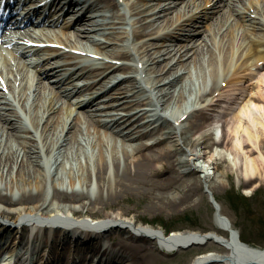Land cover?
<instances>
[{"label": "bare ground", "instance_id": "1", "mask_svg": "<svg viewBox=\"0 0 264 264\" xmlns=\"http://www.w3.org/2000/svg\"><path fill=\"white\" fill-rule=\"evenodd\" d=\"M114 1L106 0L107 6L124 5L125 9L115 13L114 22L100 25L87 13L74 22L62 21L59 31L31 37L60 43L65 49L46 47L43 52L22 38L14 42L11 58L16 59L21 52L24 61L8 60V69L0 65L10 90L7 93L0 87V220L19 208L12 207L27 204L16 221L72 225V233H80L75 224L85 223L89 213L98 215L124 192L139 188L149 166L153 177L168 169L174 171L161 177L165 184L181 179L188 166V172L199 173V182L208 183L206 192L213 196V187L219 182L225 184L222 179L229 172L236 174L247 192L264 181V0ZM75 50L97 54L95 64L108 65L111 70L127 67L108 64L107 60H130L129 68L136 72L129 79L131 85L106 90L102 80L108 73L92 87L91 93H101L72 99L69 88L75 81L72 70L78 60L71 61L82 58ZM186 91L191 96L189 102L184 99ZM112 95L118 96L116 101H104ZM146 103L152 107L153 116L170 127L169 139L175 148L138 141L147 133L136 126ZM163 110L169 111L168 116ZM186 114V120L181 121ZM212 118L219 124L220 141L212 142L213 134L204 130L211 126ZM195 132L201 133V139L193 138ZM213 144L221 148L217 155L208 152ZM178 154L186 157L179 159ZM218 156L226 163L221 174L217 172ZM200 160L204 163L197 165ZM91 165L95 167L96 184L89 182ZM15 168L16 184L8 179ZM66 173L70 177L67 183ZM198 181L194 183L198 185ZM65 199L81 204H60ZM35 202L30 210L29 204ZM212 203L217 227L228 236L218 230L207 235L176 230L166 235L160 227L146 223H137L138 232L144 238H160L169 248L201 244L208 236L207 242L226 248L224 252H201L189 264H202L210 258H219L221 264H264V248L243 242L221 204ZM93 220L97 226L113 224L107 231L122 230L115 224L117 218L105 215ZM84 232L80 234L91 236ZM54 233L69 232L56 228ZM123 247L128 252L115 264H140L148 252L147 247L134 244ZM11 262L12 256L3 264Z\"/></svg>", "mask_w": 264, "mask_h": 264}, {"label": "rangeland", "instance_id": "2", "mask_svg": "<svg viewBox=\"0 0 264 264\" xmlns=\"http://www.w3.org/2000/svg\"><path fill=\"white\" fill-rule=\"evenodd\" d=\"M10 145L12 146L11 143ZM9 149L7 148V150ZM219 149V146H215L213 152L217 154ZM120 154L122 156L121 152ZM219 162L217 171L221 174L225 172L226 163L221 160ZM66 165L70 167L69 162ZM89 167L91 173L89 182L95 184L97 182L95 167L94 165ZM10 170L8 169V171ZM25 171L28 172L27 168ZM150 171L151 166L148 167V173L139 188L124 192L97 216L108 215L110 217L136 220L160 227L165 231L172 229L200 231L216 229L214 221L215 208L210 196L205 192V190H208V183L198 181L199 173L187 172L181 179L165 184L161 182V177H166L169 173L173 174V170L162 171L158 177L150 175ZM12 174H14L13 177L8 176V179L11 183L16 184L17 168ZM225 176L222 179L225 184L219 182L215 186L216 183H211L215 186L213 192L216 200L222 206V211L229 221L240 230L242 239L252 245L264 247V181L255 187L252 194L246 196L242 192L243 184L238 182L235 173L229 172ZM64 180L66 183L69 182V173L64 175ZM76 180V184H79L77 178ZM184 180H187V183H184ZM195 181H198L199 184L194 183ZM47 187L51 190L50 182H48ZM36 203L29 204L31 206H29L30 210L34 208ZM60 204L79 206L81 203L65 199L61 200ZM24 205L27 206V204H23L12 207L11 210L16 209V207L19 208L10 216L16 218ZM27 209L29 210V208ZM220 232L227 235L222 230ZM113 234H107V240L111 243L120 241L121 237H114ZM124 241L128 244L148 248L147 254L140 259V264H188L198 252L205 249L221 248L217 244H209L208 246H191L187 249H181L175 254H165L156 245V241L150 238H131Z\"/></svg>", "mask_w": 264, "mask_h": 264}, {"label": "snow or ice", "instance_id": "3", "mask_svg": "<svg viewBox=\"0 0 264 264\" xmlns=\"http://www.w3.org/2000/svg\"><path fill=\"white\" fill-rule=\"evenodd\" d=\"M0 79H2V78H0Z\"/></svg>", "mask_w": 264, "mask_h": 264}]
</instances>
